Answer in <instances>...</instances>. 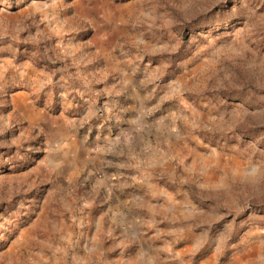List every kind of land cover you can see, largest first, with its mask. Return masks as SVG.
<instances>
[{"label": "rangeland", "instance_id": "rangeland-1", "mask_svg": "<svg viewBox=\"0 0 264 264\" xmlns=\"http://www.w3.org/2000/svg\"><path fill=\"white\" fill-rule=\"evenodd\" d=\"M0 264H264V0H0Z\"/></svg>", "mask_w": 264, "mask_h": 264}]
</instances>
